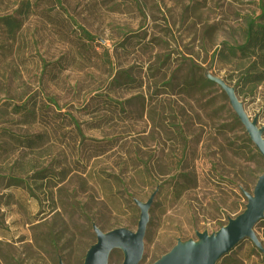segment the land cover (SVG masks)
<instances>
[{
	"label": "rangeland",
	"instance_id": "obj_1",
	"mask_svg": "<svg viewBox=\"0 0 264 264\" xmlns=\"http://www.w3.org/2000/svg\"><path fill=\"white\" fill-rule=\"evenodd\" d=\"M60 2L0 0V264H83L93 224L135 232V200L154 193L140 264L242 213L241 189L253 192L264 159L226 94L203 78L227 81L235 65L215 52L243 43L264 0ZM5 18L22 23L14 36ZM77 26L95 39L88 52L78 51ZM119 72L136 83L115 86ZM239 99L264 127V83ZM23 105L36 118L17 113ZM256 234L264 247V227ZM230 256L264 264L250 240ZM122 263L112 252L109 264Z\"/></svg>",
	"mask_w": 264,
	"mask_h": 264
},
{
	"label": "water",
	"instance_id": "obj_2",
	"mask_svg": "<svg viewBox=\"0 0 264 264\" xmlns=\"http://www.w3.org/2000/svg\"><path fill=\"white\" fill-rule=\"evenodd\" d=\"M205 77L218 85L226 94L229 104L245 129L246 134L264 159V127H259L258 116L251 119L233 86L222 78L205 73ZM247 203L242 213L230 218L217 232H197L196 240H178L176 245L153 264H218L240 243L250 240L264 254V247L256 234V228L264 219V172L258 177L252 193L243 191ZM154 193L147 202L135 200L140 217L135 232L120 228L103 232L95 224L93 231L96 242L86 253L83 264H109L114 251L123 254L122 264H140L144 254V240L149 223V211ZM59 264H64L59 259Z\"/></svg>",
	"mask_w": 264,
	"mask_h": 264
},
{
	"label": "trees",
	"instance_id": "obj_3",
	"mask_svg": "<svg viewBox=\"0 0 264 264\" xmlns=\"http://www.w3.org/2000/svg\"><path fill=\"white\" fill-rule=\"evenodd\" d=\"M58 1L61 3L60 0ZM31 8V3H27L25 9L21 10V15H28ZM261 10L259 16L247 19L244 29V40L241 45L235 47L225 45L223 50H218L214 55V57H217V59L225 65H235V69L232 71L231 75L228 76L226 82L229 85L234 83L236 93L242 100L255 99L258 88L264 83V8ZM2 22L9 36H14L22 27V23L13 18L2 19ZM77 29L80 31L78 51L79 53L80 50L88 52V50H91L89 47L95 43V39L92 34L84 28L77 26ZM105 60V63L111 64V56L108 52L105 53ZM112 83L119 88H124L132 87L136 81L128 72H119L114 76ZM203 83L207 86L216 85L206 77L203 78ZM27 107V105L17 107L16 112L22 113L26 118H36V111L30 110ZM233 122L236 126L242 127V124L235 114L233 115ZM244 141L254 157H262L246 133L244 134ZM25 144L27 148H32L35 145V141L28 139ZM263 172L264 170L262 173ZM241 190L242 192L246 191L245 189ZM259 226L264 227V219L260 222ZM232 252H230V254ZM230 254L223 257L218 264H239Z\"/></svg>",
	"mask_w": 264,
	"mask_h": 264
}]
</instances>
